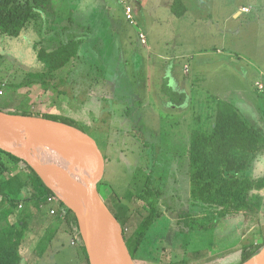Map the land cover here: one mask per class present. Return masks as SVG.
I'll list each match as a JSON object with an SVG mask.
<instances>
[{
  "label": "rangeland",
  "instance_id": "rangeland-1",
  "mask_svg": "<svg viewBox=\"0 0 264 264\" xmlns=\"http://www.w3.org/2000/svg\"><path fill=\"white\" fill-rule=\"evenodd\" d=\"M173 1L53 0L48 9L36 6L19 36L0 32V110L64 115L86 126L106 156L98 186L103 202L121 226L128 221L129 236L146 215L135 194L152 175L163 192V215L138 252V264H239L244 245L264 240V214L261 222L234 216L189 233L186 215L203 207L189 200L184 147L198 120L205 127L212 120L213 96L237 104L243 92L247 105H260L264 115V0H183L187 12L181 17L172 13ZM72 34L83 42L60 85L63 94L44 82L37 52ZM29 172L0 152V182ZM19 184L20 203L10 221L21 227V217L34 213L36 204L25 203L30 191ZM64 199L77 207L76 197ZM57 215L41 226L27 223L22 264H87L82 242L65 223L48 240Z\"/></svg>",
  "mask_w": 264,
  "mask_h": 264
},
{
  "label": "trees",
  "instance_id": "trees-1",
  "mask_svg": "<svg viewBox=\"0 0 264 264\" xmlns=\"http://www.w3.org/2000/svg\"><path fill=\"white\" fill-rule=\"evenodd\" d=\"M52 1L0 0V32L6 36H19L33 18L35 7L48 9L52 7ZM182 2L183 0H174L171 4L172 13L177 17L187 12ZM82 42V37L72 34L56 48L51 50L40 48L37 52L39 61L44 65V82L55 83L49 87H55L58 93L67 94V90L60 89V85L67 83V71L78 58ZM57 76L60 78L56 79ZM214 99L216 101L211 115L212 120L207 127L198 120L192 127L188 144L184 147V156L186 154L188 161L189 200L203 207L201 211H192L186 215L189 233L209 231L220 221L234 216L256 218L261 222L260 216L264 214V176L250 175L254 162L264 153V129L245 117L234 102L213 96ZM23 114L62 121L86 132L88 129L64 115L40 112ZM0 152L11 157L16 163H25L30 169L24 176L17 174L0 182V222H3L0 224V264H22L21 247L28 232L27 223L35 221L41 226L47 222L51 207L56 205L54 202H46L50 196H54L62 208L53 218L56 225L50 230L48 240L51 241L56 234L59 224L65 223L69 232L82 242L87 264H90L74 211L56 197L27 162L2 149ZM103 155L106 159L104 153ZM20 182L30 191L24 200L25 203L32 201L36 204L34 213L21 217L19 222L21 227L16 224L15 219L13 222L10 221L11 215H14L20 203L18 199L22 193ZM135 195L146 210V215L142 217L133 235L129 236L126 232L125 225L128 221L122 224L125 240L134 259L142 249L151 227L163 215L161 212L163 192L160 187L154 185L152 175L148 176L142 189ZM5 201H8V204L5 205ZM63 210L65 212H62ZM263 246L264 240L244 245L240 263L258 253Z\"/></svg>",
  "mask_w": 264,
  "mask_h": 264
},
{
  "label": "water",
  "instance_id": "water-1",
  "mask_svg": "<svg viewBox=\"0 0 264 264\" xmlns=\"http://www.w3.org/2000/svg\"><path fill=\"white\" fill-rule=\"evenodd\" d=\"M15 132L36 133L78 153L86 162L88 172L78 194L77 208L58 195L56 196L76 214L90 264H93L92 251L85 233L98 249L111 256L117 264H138L129 250L121 224L104 204L100 194L98 186L105 174L106 159L95 138L86 131L62 121L44 116L8 113L0 110V137ZM0 149L27 162L46 184L30 157L2 145H0ZM51 190L55 193L53 189ZM103 212L110 219L111 225L104 220ZM241 264H264V246L258 253Z\"/></svg>",
  "mask_w": 264,
  "mask_h": 264
},
{
  "label": "bare ground",
  "instance_id": "bare-ground-1",
  "mask_svg": "<svg viewBox=\"0 0 264 264\" xmlns=\"http://www.w3.org/2000/svg\"><path fill=\"white\" fill-rule=\"evenodd\" d=\"M0 145L30 157L46 184L55 191L56 195L74 206L72 202L64 198L75 199L76 197L78 199L80 188L88 172L86 162L78 153L30 132H15L2 136ZM103 217L107 224H112L104 212ZM85 237L92 251L93 264H117L111 256L103 253L94 245L87 233Z\"/></svg>",
  "mask_w": 264,
  "mask_h": 264
},
{
  "label": "crops",
  "instance_id": "crops-1",
  "mask_svg": "<svg viewBox=\"0 0 264 264\" xmlns=\"http://www.w3.org/2000/svg\"><path fill=\"white\" fill-rule=\"evenodd\" d=\"M261 75H263L264 78V71H262ZM239 100L236 101V105L241 110L242 114L245 117H248L253 123L258 124L264 129V115L263 112H260L261 110L260 105L259 106H251L247 105L250 104V102L246 101L244 99V93L242 92L239 94ZM247 115V116H246ZM254 174L253 177H261L264 176V153H262L259 158L254 162V165L251 167L250 171ZM44 224V223H43ZM42 224V225H43ZM24 245V243H23Z\"/></svg>",
  "mask_w": 264,
  "mask_h": 264
},
{
  "label": "built area",
  "instance_id": "built-area-1",
  "mask_svg": "<svg viewBox=\"0 0 264 264\" xmlns=\"http://www.w3.org/2000/svg\"><path fill=\"white\" fill-rule=\"evenodd\" d=\"M142 38H143V41H145V38H144V35L141 34ZM259 87L260 88H263L264 85L263 84H259ZM57 197V196H56ZM47 203H52L54 202L56 204V198L54 196H50L47 198L46 200ZM56 212H58V207L55 205V206H52L51 209H50V214H56Z\"/></svg>",
  "mask_w": 264,
  "mask_h": 264
}]
</instances>
